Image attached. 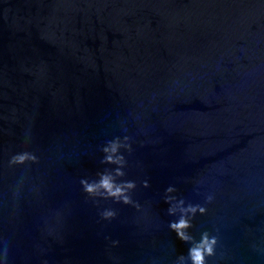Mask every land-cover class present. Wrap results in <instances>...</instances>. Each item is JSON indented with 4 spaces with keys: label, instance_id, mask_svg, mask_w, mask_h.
<instances>
[{
    "label": "water",
    "instance_id": "95a60500",
    "mask_svg": "<svg viewBox=\"0 0 264 264\" xmlns=\"http://www.w3.org/2000/svg\"><path fill=\"white\" fill-rule=\"evenodd\" d=\"M105 174L132 204L84 194ZM205 233L206 264H264V0H0L4 264H189Z\"/></svg>",
    "mask_w": 264,
    "mask_h": 264
},
{
    "label": "clouds",
    "instance_id": "9594fccd",
    "mask_svg": "<svg viewBox=\"0 0 264 264\" xmlns=\"http://www.w3.org/2000/svg\"><path fill=\"white\" fill-rule=\"evenodd\" d=\"M121 148L125 150H130L127 138L122 142L119 140H114L103 148L104 160L102 161L105 164L116 165V171L114 176L121 177L123 172L120 171L124 167V158L119 154ZM38 163V158L35 153L30 151H21L13 155L8 161L9 167H23L27 164H36ZM113 175H101L99 180L96 182H88L81 180L80 186L84 194L91 198H103V199H112L124 205L132 204V200L129 196V193L135 189L136 185L133 182L125 183H116ZM144 187H147L145 183ZM172 188L167 190V193H171ZM212 197L208 198V201L211 202ZM170 203V199L165 201ZM182 201L180 204L182 205ZM175 207L169 208V215L175 213ZM206 209L203 207H191L189 206L186 209H182L181 218L174 223L169 224V230L175 232L177 239L181 242L188 243L191 238L187 235V230L191 227L189 220L186 215H195L197 212L203 215ZM115 213L111 210H105L101 214V218L105 221H110L114 218ZM216 245L215 237H209L207 233L203 234L198 243H195L188 250V261L189 264H206V258L211 257L214 254V249ZM0 264H4V260L0 259ZM179 264H184V258L181 257Z\"/></svg>",
    "mask_w": 264,
    "mask_h": 264
}]
</instances>
